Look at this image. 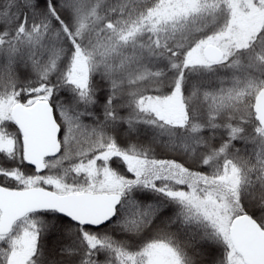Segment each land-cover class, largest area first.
Returning <instances> with one entry per match:
<instances>
[{
  "label": "snow or ice",
  "instance_id": "1",
  "mask_svg": "<svg viewBox=\"0 0 264 264\" xmlns=\"http://www.w3.org/2000/svg\"><path fill=\"white\" fill-rule=\"evenodd\" d=\"M0 264H264V0H0Z\"/></svg>",
  "mask_w": 264,
  "mask_h": 264
}]
</instances>
